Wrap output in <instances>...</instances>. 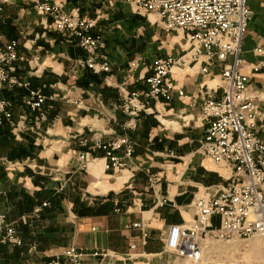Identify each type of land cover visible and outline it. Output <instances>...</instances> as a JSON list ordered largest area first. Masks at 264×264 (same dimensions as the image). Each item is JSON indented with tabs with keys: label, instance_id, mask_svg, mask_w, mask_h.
Returning <instances> with one entry per match:
<instances>
[{
	"label": "crops",
	"instance_id": "1",
	"mask_svg": "<svg viewBox=\"0 0 264 264\" xmlns=\"http://www.w3.org/2000/svg\"><path fill=\"white\" fill-rule=\"evenodd\" d=\"M53 2L94 22L92 33L100 31L99 52L109 70L92 73L80 66L86 53L49 27L30 0L2 6L0 35L17 41L21 57L13 73L30 88H40L45 99L39 120L24 106L23 88L0 85V97L12 103L10 119L0 125V213L20 237L14 247L0 244V264H44L68 245L108 253L86 255L81 264H181L182 257L163 249L168 225L191 221L192 195L223 184L229 175L196 151L205 128L197 93L205 86L213 97L220 96V65L206 66L207 74L199 70L203 63L175 69L171 78L182 96L174 94L167 104L154 101L147 113L131 116L120 109L122 100L145 89L143 80L155 59L186 46L181 32L162 35L154 16L126 0ZM246 5L251 18L239 71L248 77V92L264 91V76L250 70L263 58L253 49L264 51V0ZM254 102L261 114L254 117L252 132L264 141V98ZM121 135L132 141V155L123 167L106 170L103 151L88 147L94 138L107 142ZM81 138L85 145L79 144ZM85 152L87 162L80 169L77 155ZM148 175L159 177L151 188ZM161 198L165 202L155 205ZM139 201L145 207L139 208ZM138 220L147 232L144 243L131 227ZM132 242L135 248L129 249Z\"/></svg>",
	"mask_w": 264,
	"mask_h": 264
},
{
	"label": "built area",
	"instance_id": "2",
	"mask_svg": "<svg viewBox=\"0 0 264 264\" xmlns=\"http://www.w3.org/2000/svg\"><path fill=\"white\" fill-rule=\"evenodd\" d=\"M11 0H0L3 5ZM37 15L49 20V27L74 43L86 53L79 65L92 73L106 72L109 63L106 55L99 52L103 47L100 31L92 33L93 21L84 20L66 13L53 0H30ZM147 15L156 17L166 32L180 31L186 46L176 55L155 59L151 71L144 78L145 89L127 93L120 109L131 115L147 113L154 101L167 104L175 94L182 96L175 87L171 73L177 69L203 63L200 72L207 74L206 66L220 65V96L215 98L204 86L198 91L199 111L205 128L197 142L196 151L211 162L229 171L223 184L202 187L194 193L189 206L191 221L168 225L163 249L165 252L186 258L191 263L199 261L202 250L212 242L228 239H247L259 236L264 239V141L253 132L254 117L258 111L254 99L264 98V91L248 92V77L239 71L242 59L239 57L241 43L251 18L247 0H126ZM17 41H3L0 35V85L19 87L25 90L23 104L28 113H37L43 119L42 104L45 96L40 88H30L27 80L15 75L14 64L21 57L16 53ZM263 58L250 66L253 73L264 76V51L253 49ZM229 60L227 61V59ZM12 103L0 97V125L11 116ZM86 138L79 144L85 145ZM89 152L100 149L106 163L104 169L116 170L124 166V160L132 155V141L125 135L107 142L94 138ZM120 153V154H118ZM170 154V153H169ZM79 168L84 169L87 154L79 153ZM151 188L159 180L157 175H148ZM164 198L157 200L160 206ZM45 203H42L44 206ZM139 208L145 207L141 201ZM115 211H120L115 208ZM33 211L37 213L38 208ZM138 230V241L144 243L147 236L145 225L140 221L131 223ZM0 244L14 247L20 244V237L13 224L0 213ZM129 249L135 243L128 244ZM108 255L104 250L90 253L73 245L64 247L44 264H81L86 256ZM62 259H60V257Z\"/></svg>",
	"mask_w": 264,
	"mask_h": 264
},
{
	"label": "rangeland",
	"instance_id": "3",
	"mask_svg": "<svg viewBox=\"0 0 264 264\" xmlns=\"http://www.w3.org/2000/svg\"><path fill=\"white\" fill-rule=\"evenodd\" d=\"M157 29L162 35L176 34L175 31L166 32L159 24ZM181 264H264V239L253 236L247 239L212 242L202 250L199 261L191 263L182 258Z\"/></svg>",
	"mask_w": 264,
	"mask_h": 264
}]
</instances>
